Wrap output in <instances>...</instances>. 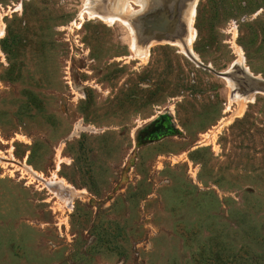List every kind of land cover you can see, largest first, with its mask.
Returning a JSON list of instances; mask_svg holds the SVG:
<instances>
[{
  "label": "rangeland",
  "instance_id": "1",
  "mask_svg": "<svg viewBox=\"0 0 264 264\" xmlns=\"http://www.w3.org/2000/svg\"><path fill=\"white\" fill-rule=\"evenodd\" d=\"M94 1L0 0V264H264V0Z\"/></svg>",
  "mask_w": 264,
  "mask_h": 264
},
{
  "label": "bare ground",
  "instance_id": "2",
  "mask_svg": "<svg viewBox=\"0 0 264 264\" xmlns=\"http://www.w3.org/2000/svg\"><path fill=\"white\" fill-rule=\"evenodd\" d=\"M123 2H124L123 0H113L110 3L107 2L106 0H95L93 8L88 7L87 10L90 11L91 14L93 13V15L99 17L104 21H112V18L115 16L114 14L121 13V11H123L121 10ZM191 3L192 5L190 7L189 15H188L189 27L193 20L192 18L194 15L195 0H140V5L142 6V8H144V12L141 15H139L136 18V20L139 27L141 28L140 30L143 31L142 34L144 35L164 34L166 39L168 37L170 38L171 34H177L180 24L186 21L185 19H186L187 10ZM193 36L194 34L190 33L187 41L189 42L193 38ZM176 43L179 46L182 45V43L179 42ZM132 48L134 49V47ZM135 52L136 50L134 51V53ZM188 52L190 53V55L193 56V53H191L189 48H188ZM145 56H146V52L143 54L142 57L144 58ZM242 61L243 59L241 55V50L238 48L236 64L239 66V69L235 71V73L232 72V75L237 81L238 80L241 81V88L243 90H245V88L264 89V79L261 78L258 79L257 78L258 76H252L249 70H247V68L243 65ZM236 72L239 73L238 75H240L241 79H238L239 77H237ZM249 99L250 97L244 98L240 102V105L235 113L238 114L241 110V107L245 106L243 104Z\"/></svg>",
  "mask_w": 264,
  "mask_h": 264
},
{
  "label": "water",
  "instance_id": "3",
  "mask_svg": "<svg viewBox=\"0 0 264 264\" xmlns=\"http://www.w3.org/2000/svg\"><path fill=\"white\" fill-rule=\"evenodd\" d=\"M150 35H151V34H150ZM152 35H153V36H156L157 38H159V37H164V38H166L164 34H161V35L159 34L160 36L157 35V34H156V35H155V34H152ZM170 36H171V37H174V36H176V34H171ZM238 69H239V67H236L235 71H237ZM235 71H234V73H235ZM236 74H239V73L236 72ZM232 76H233V75H232ZM233 78H234V77H233ZM234 80H236V79L234 78ZM236 82H237V85H238L239 90H241L242 92H249V91H264V89H258V88H255V89H252V88H250V89L247 88V89H246V88H245V90H243V89L241 88V81H239V80L237 81V80H236Z\"/></svg>",
  "mask_w": 264,
  "mask_h": 264
},
{
  "label": "snow or ice",
  "instance_id": "4",
  "mask_svg": "<svg viewBox=\"0 0 264 264\" xmlns=\"http://www.w3.org/2000/svg\"><path fill=\"white\" fill-rule=\"evenodd\" d=\"M3 35V32L2 31H0V36H2Z\"/></svg>",
  "mask_w": 264,
  "mask_h": 264
},
{
  "label": "trees",
  "instance_id": "5",
  "mask_svg": "<svg viewBox=\"0 0 264 264\" xmlns=\"http://www.w3.org/2000/svg\"><path fill=\"white\" fill-rule=\"evenodd\" d=\"M0 46H1V41H0Z\"/></svg>",
  "mask_w": 264,
  "mask_h": 264
}]
</instances>
